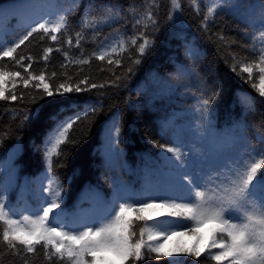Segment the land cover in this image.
I'll return each mask as SVG.
<instances>
[{"label": "trees", "instance_id": "16d2710c", "mask_svg": "<svg viewBox=\"0 0 264 264\" xmlns=\"http://www.w3.org/2000/svg\"><path fill=\"white\" fill-rule=\"evenodd\" d=\"M16 1L18 0H0V10L10 9ZM239 2L246 9H252L247 22L238 14L228 11H218L205 22L207 9L212 6L210 0H178L181 4L179 19L174 24H166L168 14L173 10L171 0H75V3L74 0H54L50 4L51 12L62 15L71 10L68 15L70 30L58 33V40L55 42L43 33L34 34L14 54L15 59H19L21 55L25 57L19 65L15 59L0 57V70L21 74L19 78L10 77L5 94L22 97L16 101L0 100V182H6L10 175L14 181L5 197L6 202L16 207L18 214H27L23 211L26 205L35 208L41 202L40 197L47 196V193L39 191L41 186H48L47 178L43 175L46 165L42 162V141L54 124L49 116L58 114L57 118L63 120L73 114L74 110L69 107L71 104L82 108L85 104L99 101L103 107L98 116L90 121L78 122L71 130L72 140L79 141L82 134L86 138L75 148L70 142L63 146L65 151L59 159L63 161L64 156H67L66 166H53L55 175L66 189L62 207L69 214L90 206L86 215L94 216L98 212L97 195L109 200L113 194V181L130 186L135 193L143 192L145 189L141 182L146 178L145 172L151 160L157 158L155 153L159 148L158 144H171L170 134L176 125L184 130L189 125L195 127L199 123L192 113L196 99L205 91L211 95L217 81L223 83L224 91L214 105L206 129L212 127L223 133L229 132L232 137L217 154L224 153L234 161H240L245 158L247 150L259 151L264 148V144L258 140V136L264 135V97L259 96L258 87L253 88V84L258 86L260 73L258 69H254L252 79L249 80L247 73L241 79L231 70L234 63L254 64L258 59L256 52L264 47V40L259 37V28L253 27L251 23L252 20L260 19L259 9L264 6V0ZM89 4L94 5L91 17L102 18L101 6L105 5L113 6V15L95 28L84 29L85 39L77 47L76 33L81 31V18ZM117 11L119 16L116 15ZM149 11L156 13L155 18L158 19L161 30L155 36V48L135 74H131L128 73V68L133 67L132 60L138 58L136 49L142 42L138 40L137 45L133 46L131 38L139 36L142 31L149 38L153 36V30L144 27L150 23L147 20ZM141 17V24L134 29L135 20ZM28 24L13 9L3 16L0 19V50L24 34L28 30ZM176 33L180 35H174ZM105 37H109L106 45L117 49L116 54L109 59H120L121 65L109 64L108 59L101 61L95 58L94 53L100 50L99 46ZM69 39L72 40L71 45L67 43ZM121 41L124 42L123 49L119 47ZM186 42L197 50L198 55H186ZM49 47L53 51L46 61L43 58L44 50ZM65 53H68L67 58ZM29 56L32 57L31 67L25 72ZM173 58L175 63L172 62ZM82 59H88L89 63H78ZM184 69L188 74L180 76ZM239 71L237 66L236 72ZM41 72L45 73L53 90L59 84L69 81L76 85L85 77L89 78V84L105 87L63 97L40 99L42 89H36L34 81H30L29 86L25 87L23 79L29 73L35 76ZM53 72L56 76L52 75ZM150 73L169 81L174 91L169 92L163 80L149 82ZM145 89L148 91L145 92ZM238 92L245 95L238 98ZM244 98H250L251 110L241 104L240 101ZM61 108L66 111L60 112ZM29 109H39L40 116L30 126L22 128L21 122ZM116 116L122 125L120 148L123 149V154L110 159L105 131ZM241 119L245 123L243 131L236 127ZM198 133H190L193 137H187L185 144L188 148L203 149L210 156ZM242 136H247L249 149L243 146ZM18 140L22 142V149L19 150ZM33 142L41 146L40 152L33 151ZM53 159H57L55 153ZM26 180L32 183L22 195L21 188ZM137 224L135 231L139 234V229L144 224ZM2 230L3 224L0 222V264H60L55 258L46 259L42 246H37L35 253L29 254L23 251L22 246L17 245L20 252L13 253L2 241ZM212 251L214 253L218 249ZM172 259H146L142 264H170ZM175 259L182 264H197L194 257L183 255ZM199 264L216 262L202 254Z\"/></svg>", "mask_w": 264, "mask_h": 264}, {"label": "snow or ice", "instance_id": "6c2138e0", "mask_svg": "<svg viewBox=\"0 0 264 264\" xmlns=\"http://www.w3.org/2000/svg\"><path fill=\"white\" fill-rule=\"evenodd\" d=\"M75 3V0H74ZM211 7L207 9L204 20L207 22L210 15L218 11H228L238 14L246 22L252 15V9H246L239 0H210ZM172 11L169 12L166 24H174L178 21V13L181 4L178 0H171ZM51 5L45 0H26L21 5L24 14L31 19L28 30L19 35L7 46L0 50V57L15 59V55L21 46L30 41L34 34L43 33L52 41L58 40V33L70 30L68 15L59 12L48 11ZM89 4L85 8V14L81 18V31L76 33V44L80 47L85 39L84 29L95 28L98 24L109 20L113 15V6L105 5L102 18L91 17ZM119 16V11L116 12ZM260 19L252 20V26L259 28V37L264 40V6L259 9ZM156 13L149 11L145 29L153 30L152 38L144 31L139 36L131 38V44L137 45L138 58L132 60L133 67L128 68V73L135 74L144 59L150 55L156 46L155 36L159 34L161 26ZM143 17L137 18L133 24L135 29L142 22ZM174 35L179 36L176 33ZM2 36V33H0ZM43 39V37H42ZM105 37L99 46L100 50L94 53L97 60L108 59L109 64L121 65L120 59H109L116 54V47H109ZM223 39V37H221ZM71 45L72 40L67 41ZM124 48V42L119 44ZM186 55L194 57L197 50L188 42L185 44ZM59 51V49H57ZM51 47L44 50V60L52 53ZM255 51V50H254ZM257 61L253 63L233 64L231 70L243 79L247 73L252 79L254 69L260 73L258 87L259 96L264 97V47L256 52ZM68 53H65L67 58ZM25 57L21 55L15 59L16 64H21ZM28 65L25 72L31 67L32 57H27ZM172 62L175 63L174 58ZM80 64L89 63L88 59L79 60ZM240 71L237 73L236 68ZM184 69L180 76L187 75ZM56 76V73H52ZM19 78L20 72H0V100L16 101L22 97L16 94H5L6 77ZM179 78V77H178ZM88 77L73 85L70 81L59 86H50L44 72L39 75L29 73L23 79L25 87L30 81H34L36 89H42L43 99L63 97L72 93H83L91 89L105 85L88 83ZM120 79L119 77L117 78ZM163 78L149 74V82L156 83ZM248 82V81H245ZM169 92L174 91L171 83L163 80ZM80 85H85L81 87ZM148 89H145L147 92ZM224 91L222 82L217 81L211 90V95L205 91L196 99V105L192 109L195 119L199 121L193 127L187 126L183 135H174L172 145L160 143L159 156L151 160L147 167L149 176L155 180L146 179L145 190L135 193L132 189L118 181H113V195L110 200H104L97 195L98 212L94 216H84L79 212L69 214L62 207L66 189L63 183L53 171L54 165L66 166L67 156L61 161L59 157L64 153V145L71 143L77 147L86 138L83 134L79 141L72 140L71 130L82 120H91L102 111V103L85 104L82 108L75 104L69 107L73 114L59 120L57 115H50L54 122L53 127L45 134L42 141L43 159L46 168L43 175L48 179V186H41L39 191L47 193L40 197L39 206L32 208L25 206L23 211L27 214H18L16 207L6 202V195L13 186L11 175L6 182H0V222L3 224L2 241L8 249L18 254L22 246L23 251L32 254L37 246H42L44 256L48 260L55 258L60 264H142L146 259L173 258L170 264H182L175 259L180 255L194 257L199 264V258L206 254L216 264H264V148L247 150L245 158L234 161L231 156L218 153L210 157L203 149L188 148L183 136L201 132L203 134L212 116L214 105ZM238 98L245 94L237 93ZM241 104L251 110L250 98L241 99ZM64 108L60 112H65ZM40 116L39 109H29L24 114L21 127L30 126ZM90 126V125H89ZM167 126V122H165ZM241 131L245 123L241 119L236 124ZM122 125L118 116L106 128L105 142L110 159L118 158L123 154L120 148ZM247 136H242L241 141L245 149H249ZM261 144H264V135L258 136ZM17 148L22 149V142L17 141ZM34 152H40L41 146L32 144ZM57 159H53V154ZM70 154V153H69ZM15 155V154H14ZM191 161V162H190ZM14 167V165L12 166ZM32 181L26 180L21 188V194L27 190ZM210 193V195H206ZM242 213V215H241ZM165 218V219H161ZM137 222H142L144 227L135 231ZM179 229V230H177ZM189 236L194 242L191 245L176 243L171 248H166L165 243L174 237ZM146 237V239H145ZM163 241V242H162ZM213 249L218 251L213 253ZM154 254V256H153Z\"/></svg>", "mask_w": 264, "mask_h": 264}, {"label": "rangeland", "instance_id": "374dc122", "mask_svg": "<svg viewBox=\"0 0 264 264\" xmlns=\"http://www.w3.org/2000/svg\"><path fill=\"white\" fill-rule=\"evenodd\" d=\"M54 0H45V2L47 4H52ZM26 2V0H18L16 1L10 9H2L0 10V19L5 16L7 13H9L11 11V9H13L14 11H16L18 14H20L23 19L28 22L31 23V19L29 17H27L24 12L21 9V5L24 4ZM48 11H51L50 9H47ZM0 33H1V28H0ZM0 38H2V36H0ZM0 72H3L5 74H7V72L0 70ZM260 78V77H259ZM10 76L6 77V83L4 84L5 89L7 90L10 84ZM258 85H259V80H258ZM177 134H181L183 135V129H181L178 125H176L174 127V129L172 130L171 134H170V138H172L174 135ZM198 136H201L203 139V143L207 146V149L209 150L210 156L211 157H215L217 152L221 150L222 146H224L225 144H227L229 141L232 140V137L230 135V133H223L221 130H215L212 127H207L206 130H204L203 134H201V132L198 133ZM192 138L193 135L191 134H187L183 136V139L185 141L186 138ZM173 143L172 139H171V144L169 146H171ZM185 143V142H184ZM161 152V149L158 148L156 151V156L158 157L159 154ZM145 179L141 182L142 187L145 189V183H146V179H151V180H155L154 176H149L147 171L145 172ZM48 181V179H47ZM128 188L132 189L130 186L126 185ZM133 191V190H132ZM113 195V194H112ZM112 195L110 196L109 200L112 198ZM98 207V205L96 206ZM91 209L90 206H84L82 207L78 212L81 213L84 216H87L86 213ZM65 210V209H64ZM66 211V210H65ZM161 219H165V218H161ZM163 242V241H162ZM194 241L192 239H190L189 236H182V237H174L172 240H168L165 243L166 248H171L174 244L176 243H182V244H186V245H191ZM183 255L177 256L175 258L178 257H182Z\"/></svg>", "mask_w": 264, "mask_h": 264}]
</instances>
